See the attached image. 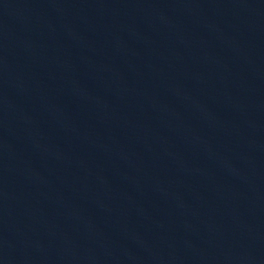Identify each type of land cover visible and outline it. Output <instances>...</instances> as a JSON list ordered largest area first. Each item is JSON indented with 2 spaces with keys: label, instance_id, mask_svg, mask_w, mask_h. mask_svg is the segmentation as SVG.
Returning <instances> with one entry per match:
<instances>
[{
  "label": "water",
  "instance_id": "1",
  "mask_svg": "<svg viewBox=\"0 0 264 264\" xmlns=\"http://www.w3.org/2000/svg\"><path fill=\"white\" fill-rule=\"evenodd\" d=\"M0 264H264V0H0Z\"/></svg>",
  "mask_w": 264,
  "mask_h": 264
}]
</instances>
